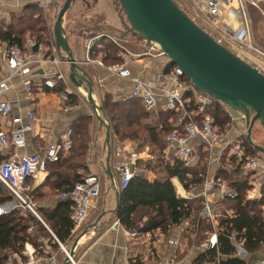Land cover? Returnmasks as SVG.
<instances>
[{
  "label": "crops",
  "instance_id": "0c3cea01",
  "mask_svg": "<svg viewBox=\"0 0 264 264\" xmlns=\"http://www.w3.org/2000/svg\"><path fill=\"white\" fill-rule=\"evenodd\" d=\"M33 1L34 0H1L0 12L5 16L8 15V17H6L7 19L2 18V15H0V23L8 22L7 24L9 25L13 15L19 14L20 11H24L28 6H37ZM78 1L79 3L76 4L74 9H71L70 13H68L70 14V23L67 24L66 16L63 21L64 30L70 33L69 45L72 49L73 55L88 74V78L93 84V97L98 104L103 105L107 96L111 97L115 103L125 102L133 90L134 84L132 79L122 78L108 72L102 67L87 64L85 62L86 42L87 39L93 35L108 32L113 36L124 38L123 40L127 42L126 45L128 48L134 52H138L141 51L139 45L140 39L136 34L128 32V23L124 13L121 11L118 0ZM63 2L64 0H45L46 6L44 8L37 6L43 11L45 19L49 25V21L56 18V13L59 12ZM189 3L191 5L188 4V7L192 11H195L196 9L191 0ZM53 13L55 14L54 18ZM225 14L227 17L223 16V20L231 24L232 27L237 28L239 26V21L230 18L228 13L225 12ZM79 28H82V30ZM29 37L30 35H27L26 39ZM71 37L72 39L79 40L81 43L77 45L71 44ZM53 41V45L42 44L43 51L37 54L33 62H31L30 66L34 79H41L46 77V75L52 74L54 68L52 61L54 59H58L62 62L60 68L68 77L70 69L69 64L62 61L65 54L56 48L55 37ZM225 41L231 44L233 48L239 49L240 51L244 50V47H239L228 37ZM100 44L101 42L99 41V49L101 47ZM233 53L236 54L235 52ZM97 55L105 61L102 54L99 53ZM236 55L240 57L239 54ZM245 56L252 58L253 61L257 60L254 52L250 54V50L248 51L246 48ZM169 64L170 61L167 58L147 57L133 61L130 64V69L133 77H138L144 81H153L158 87H164L167 80V68ZM255 65L258 67L257 64ZM7 70V63L1 60L0 82L3 80ZM12 84L13 88L1 94L0 100H8L13 105V115L25 116L30 110H33L36 113V121L34 122L33 131L26 136L27 146L25 149L19 150V152L22 154H46L52 149L56 142H60V140L63 139L69 129L72 130V124L78 118L89 117L93 122L91 125L92 142L88 153V168L90 173L97 174L100 177L101 182L103 180V175L107 181V186L104 185L102 190V192H104L103 196L101 197V193L97 200L92 201L87 220L78 232H74V237L70 241L66 242V244H62L61 242L56 241L55 238L54 242L49 239L39 238L38 248L33 244H26L24 250L35 251V257L37 259L36 264H64L66 250H70L78 239L73 262L71 264H194L199 253L205 251L200 250L198 247L203 241H196L193 237L191 239L192 231H198V227L193 228V223L189 220L170 228L166 233L156 231L144 234L136 231V234H134V230L129 231L120 223L117 224L114 229L112 228L118 221L116 220V213L112 212L117 210L118 203L115 192L111 186V181L105 173V162L107 157L106 129L101 125L100 121L97 119V115L93 112L92 106L88 102L83 88H77L71 83H69L68 87H63L62 90L44 88L36 90L31 99L28 100L26 96V88L22 83V79L16 78L12 81ZM164 105V99L158 95L156 108L150 111L155 119L158 120L159 117L164 114ZM9 126L10 124L7 120L0 121V129L7 132ZM225 133H228L229 137L232 139H239V137L233 138L234 135L230 132L225 131ZM254 141L256 142V140ZM110 142L113 152L119 145H124L130 151L137 152L139 155V166L137 165L138 171L143 173L149 181H155L156 175L152 172L145 173L141 170L142 168L140 166V163L155 158L151 154L149 147L141 149L139 141L132 139L120 141L113 134L111 135ZM193 144L198 153L195 165L199 164L200 156L202 157V155H204V159L201 160L200 165L201 168L205 166V172L207 175L205 176L203 184L199 187H196L191 191H186L184 187L183 189L186 193H189L190 196H193L194 200H201L202 203L204 201L210 203L215 212L216 210L222 211L226 209V205L225 201H220L221 188H206L208 189L206 192L204 185L206 183L221 180L222 178L219 177L218 172L223 167L231 169L232 166L226 162L229 158V151L226 150L223 153L222 147H216L210 155V153L204 152V147L202 146L201 141L195 140L193 141ZM167 147L168 143L164 150V155L166 152V155L169 158L170 156L167 152L171 155L174 151L171 149L167 151ZM16 151L17 150L14 147H9L4 150L0 147V162L10 159ZM165 159L167 160L166 156ZM260 159L262 160L263 165L259 173L256 172L250 175V184L248 183L251 186L249 193L250 199H260L261 197L264 185V158ZM114 161L115 158L112 156V170L115 179L119 182V174L113 167ZM49 172L48 169V175H46L47 173H40L31 178L33 184L31 186H26L30 190H35L40 186H44L42 191L48 193L49 197L39 202L37 201L36 208L39 207L44 208L45 210H54L63 202V200L61 198L62 193H59L56 190H54L55 192H52L51 188L46 186V181L50 174ZM237 176L238 178L233 177L232 180H240L243 178L242 176ZM243 179L247 180L246 178ZM172 182L176 188V192H178L181 183L178 179H172ZM222 182L227 184L230 188L228 181L224 179ZM8 204L10 203L4 204L0 208H3ZM203 211L204 210L202 209L199 216L205 221L206 225L211 224V221L203 216ZM103 214L104 216L97 226L91 228V226ZM35 215L41 219L37 212ZM216 224L217 223H215V225ZM86 230H88V232L82 236ZM50 233L52 234L51 231ZM210 234V231H205L201 226V235L205 237V240L207 238L206 236H210ZM52 236L54 237V234H52ZM171 241H177L178 244L174 246L171 244ZM55 242L58 243V247L55 246ZM21 258L23 262L26 263L27 258L23 256H21ZM247 263L264 264V247L257 255H249Z\"/></svg>",
  "mask_w": 264,
  "mask_h": 264
},
{
  "label": "trees",
  "instance_id": "16d2710c",
  "mask_svg": "<svg viewBox=\"0 0 264 264\" xmlns=\"http://www.w3.org/2000/svg\"><path fill=\"white\" fill-rule=\"evenodd\" d=\"M254 8L250 6L249 13L257 25L263 17L258 15L260 13ZM37 11H41V13L36 15ZM27 35L34 37L38 45L54 44L52 27L45 19L43 11L37 6H28L23 13L13 15L7 28L4 27L0 30V42L23 48ZM100 42V49L99 47L96 49L98 54L103 55L105 62L109 64L117 61L116 46L107 39H102ZM175 66L170 63L167 72ZM185 80L190 82L187 77ZM63 87L61 84L57 90H62ZM102 107L111 126V135H115L120 141L126 139L139 141L141 149L149 147L151 154L155 157L140 163L142 171L152 172L156 175L155 181H149L143 173L138 172L127 189L119 190L120 199L116 220L127 230H138L144 234L156 231L166 233L170 228L189 220L193 223V228L198 227V231H192L191 239L193 237L196 241H204L205 237L201 235V226L210 233L214 232V228L211 224L206 225L199 216L204 207L202 201H187L180 198L172 182V179H178L186 191H191L202 185L207 175L205 166L201 168L200 165L204 155L200 156L198 165L189 167L180 161L172 164L165 159L164 155L167 137L174 131V121H176L177 115L172 112H164L157 120L145 108L143 102L136 98H128L125 102L115 103L111 97L107 96ZM196 110L197 106L192 102L189 108L190 114L195 113ZM208 113L212 115L215 126L218 128L223 129L224 125L230 121L227 108L217 100H214L209 106ZM91 125V118H78L72 124L73 145L70 153L64 155L61 152L59 161L48 165L50 174L46 186H49L52 192L56 190L62 194L67 193L76 184L83 181L87 176L85 174H90L88 153L92 142ZM254 133L255 131H253L252 137H254ZM258 145L264 147L263 144ZM244 148L251 157L262 156L249 144L246 138ZM218 175L222 181L224 179L228 181L230 188L236 191L234 199L228 198L225 201L226 209L234 214L232 217L218 219L217 246L199 253L194 264H248L247 260L235 257L232 237L233 234H236L238 239L245 240V248L250 256L257 255L263 249L264 185L260 199H250L251 186L248 181L243 178L232 180L233 177L240 176L234 165L231 169L223 167ZM29 181L32 180L26 181L25 185ZM32 184L33 181L28 185ZM43 187L40 186L35 190L28 188L24 192L25 197L28 198L27 202L41 219L30 210L21 211L19 207L9 214L0 215V264H7L9 257L13 254H21L27 243L38 248L39 238L66 244L74 237V225L71 220L72 204L69 201L63 200L54 210L36 208L37 201L49 197L48 193L42 191ZM14 201L18 200L9 189L0 183V207ZM55 246L58 247V243L55 242Z\"/></svg>",
  "mask_w": 264,
  "mask_h": 264
},
{
  "label": "built area",
  "instance_id": "2783aa9c",
  "mask_svg": "<svg viewBox=\"0 0 264 264\" xmlns=\"http://www.w3.org/2000/svg\"><path fill=\"white\" fill-rule=\"evenodd\" d=\"M191 1L199 12L200 18L211 23L213 28L219 30L221 38L218 41L220 43L228 37L239 47H244L264 56V53L253 45V30L246 0ZM33 2L41 8L46 6L45 0H34ZM225 12L230 15V18L239 21L237 28L232 27L231 24L223 20ZM0 15H2V18L8 17V15L1 14V12ZM102 39L111 41L117 47V61L107 64L102 58L98 57L96 47H98L99 41ZM123 39L113 36L108 32L88 38L86 42L85 62L102 67L108 72L122 78L132 79L134 84L133 90L128 98L140 99L149 111L156 108L158 95L164 99V111L177 115L174 131L167 137V151L171 149L174 152L171 155L167 152L170 156L169 158L165 152L167 160L172 164L180 161L188 167L195 165L198 153L193 141L199 140L204 147V152L210 153V155L216 147H222L223 153L228 150L229 158L226 162L231 166L234 165L240 176L249 180L248 183L250 184V175L256 172L259 173L263 165L262 160L259 157L249 156L239 139L230 138L228 133L215 126L214 118L208 113L209 106L215 99L208 94L198 91L191 82L186 81V76L177 66L167 73L164 87H158L153 81H144L138 77H133L130 64L135 60L147 57L167 58L169 61L170 59L156 43H149L139 38L141 51L134 52L128 48L127 42ZM42 51V45H38L36 40L31 37L26 40L23 48L10 45L6 42H0V61H5L8 65V70L0 82V95L13 88L12 81L16 78L22 79L28 100L31 99L36 90L44 88L54 90L61 84L64 87L69 86V79L60 68L62 62L58 59L52 61L54 66L52 74L46 75V77L41 79H34L30 64L37 54ZM192 102L196 104L197 110L195 113L190 114L189 108ZM6 120L10 126L7 132L0 129V147L3 150L14 147L17 151L10 159L0 162V183L9 189L19 203L18 201H14L0 208V215L9 214L13 210L18 209L20 203L36 214L34 208L24 199V184L40 173H47L48 165L57 163L61 152L64 155L70 153L73 145L72 130L69 129L63 139L60 142H56L46 154H22L19 150L25 149L27 146L26 136L33 131L36 113L30 110L25 116L13 115V105L8 100H0V121ZM243 121L245 122L244 117ZM112 154L115 158L113 167L119 174V182H117L119 190L127 189L131 180L139 172L137 166L139 155L137 152L130 151L124 145H119ZM204 186L206 192L208 190L206 188L220 187V201H226L228 198L234 199L236 196V191L229 188L221 180L206 183ZM101 193V179L97 174L91 173L69 192L61 195L62 200L69 201L72 204L71 220L74 225V232H78L83 227L87 220L92 201L97 200ZM177 193L184 200H194L193 196L185 192L181 184ZM203 205V216L208 218L213 227H215L214 232L198 246L200 250L208 251L215 248L218 243V219L232 217L234 213L228 209L222 211L216 210L215 212L210 203L206 201L203 202ZM215 223L217 224L215 225ZM117 224H119L118 221L112 228L114 229ZM136 231L138 230H134L133 233L136 234ZM232 240L235 247V257L240 260H247L249 253L245 248V240L238 239L236 234H233ZM171 244L176 246L178 242L171 241ZM21 256L27 258L26 263L23 262ZM36 263L35 251L29 250H24L20 255H11L7 262V264Z\"/></svg>",
  "mask_w": 264,
  "mask_h": 264
},
{
  "label": "water",
  "instance_id": "95a60500",
  "mask_svg": "<svg viewBox=\"0 0 264 264\" xmlns=\"http://www.w3.org/2000/svg\"><path fill=\"white\" fill-rule=\"evenodd\" d=\"M76 1L65 0L58 13L53 28L55 45L65 54L63 61L69 64L70 83L84 89L93 112L106 129L105 173L115 192L118 209L120 192L111 165V126L102 105L93 97V84L80 62L75 59L63 27L64 17ZM118 2L126 17L128 32L149 43L158 44L170 63L175 64L198 91L241 114L245 119L249 144L264 155V147L256 144L252 138L256 125L264 128V73L202 29L174 0ZM103 216L91 228L97 226ZM87 232L84 231L82 236ZM78 240L70 250H66L64 264L73 262Z\"/></svg>",
  "mask_w": 264,
  "mask_h": 264
},
{
  "label": "rangeland",
  "instance_id": "374dc122",
  "mask_svg": "<svg viewBox=\"0 0 264 264\" xmlns=\"http://www.w3.org/2000/svg\"><path fill=\"white\" fill-rule=\"evenodd\" d=\"M65 1V0H64ZM187 14L188 16H190V18H192L202 29H204L206 32H208L211 36H213L216 40H218L219 38H221V33L219 32V30H216L215 28H213V26L211 25V23L206 22L205 20L201 19L199 16V12L197 10L192 11L189 7L188 4L191 5L189 3L190 0H174ZM247 1V8L248 11L250 12V6L255 7L254 9L260 13L258 15H262L263 19H261L258 24L256 25L255 22H253V16L250 15V21L252 24V29H253V45L259 49L260 51H262L264 53V0H246ZM64 3V2H63ZM62 3V5H63ZM79 3V1L77 0L75 5L73 4L71 9L73 10L74 7L76 6V4ZM255 4V5H254ZM61 5V7H62ZM61 9V8H60ZM71 9L68 11V13H70ZM196 9V8H195ZM60 11V10H59ZM23 13V11H20L19 14ZM41 13V11H37L35 12L36 15H39ZM59 13V12H58ZM58 13L57 16H58ZM66 14V20H67V24L70 23V14ZM18 15V14H17ZM57 16L55 19H51V21H49L50 26L52 27V30L54 28V24L55 21L57 19ZM224 17H227V15L224 13L223 14ZM55 17V14L53 13V18ZM230 17V16H229ZM230 19V18H229ZM8 22H2L0 23V30L3 29L4 27L7 28ZM66 24V25H67ZM73 24V23H72ZM71 25V24H70ZM80 30H82V28H79ZM65 36L68 38H70V33L67 32L65 30ZM34 38V37H33ZM71 44H80L81 42L79 40L76 39H70ZM222 44L224 46H226L230 51L232 50L233 52H235L236 54H239L240 58L250 64H252V66H255V64L258 65L257 68H260L259 70L261 72L264 73V56L260 55L259 53H256L252 50H250V54L252 52H254L255 57L257 58V60H254L252 58H248L247 56H245V48L244 50L240 51L239 49L233 48L231 46V44L227 43L226 41H222ZM231 51V52H232ZM249 51V50H248ZM256 53V54H255ZM227 110L229 111V115H230V121L229 123L224 125V128L222 129L223 131H227L230 132L232 135H234L233 138L239 137V141L240 143H242V145L244 146V141L245 138L247 139V127L245 122L243 121V116L237 112H234L232 110H229L227 108ZM93 122V121H92ZM255 133H254V138L256 140L255 143L258 144H263L264 145V128H262L260 125H256L255 129H254ZM253 139V140H254ZM114 149V148H113ZM262 155V156H261ZM260 158H264V155L261 154ZM235 168V167H234ZM91 174V173H90ZM88 175V174H85ZM32 181H29L28 184H31ZM27 184V186H29ZM104 185L107 186V181L103 175V180H102V190ZM27 186L25 185V191L28 190ZM24 191V192H25ZM102 195L101 197L103 196ZM24 199L27 201V197H25L24 195ZM19 202V201H18ZM21 204V203H20ZM24 207V208H22ZM19 208L21 209V211H25L26 209L29 210L28 208H26V206L24 204H21L19 206Z\"/></svg>",
  "mask_w": 264,
  "mask_h": 264
}]
</instances>
